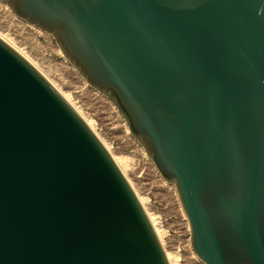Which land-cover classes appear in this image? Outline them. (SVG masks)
Masks as SVG:
<instances>
[{"label":"water","instance_id":"1","mask_svg":"<svg viewBox=\"0 0 264 264\" xmlns=\"http://www.w3.org/2000/svg\"><path fill=\"white\" fill-rule=\"evenodd\" d=\"M1 1L113 102L193 253L264 264V0ZM0 264H170L101 140L1 38Z\"/></svg>","mask_w":264,"mask_h":264},{"label":"rangeland","instance_id":"2","mask_svg":"<svg viewBox=\"0 0 264 264\" xmlns=\"http://www.w3.org/2000/svg\"><path fill=\"white\" fill-rule=\"evenodd\" d=\"M0 36L66 97L110 154L117 158L152 218L172 263L204 264L192 251L188 220L174 185L160 176L113 102L86 82L63 56L50 34L16 16L1 0Z\"/></svg>","mask_w":264,"mask_h":264},{"label":"bare ground","instance_id":"3","mask_svg":"<svg viewBox=\"0 0 264 264\" xmlns=\"http://www.w3.org/2000/svg\"><path fill=\"white\" fill-rule=\"evenodd\" d=\"M0 38L2 39V40H4L5 42H7L3 37H1L0 36ZM8 44H9V42H7ZM10 46H11V44H9ZM16 50V49H15ZM24 57V56H23ZM53 85V84H52ZM54 86V85H53ZM55 87V86H54ZM58 91V90H57ZM59 92V91H58ZM60 93V92H59ZM61 94V93H60ZM62 95V94H61ZM63 96V95H62ZM64 97V96H63ZM65 99H66V97H64ZM67 100V99H66ZM70 104V103H69ZM71 105V104H70ZM72 106V105H71ZM73 107V106H72ZM74 108V107H73ZM80 115V114H79ZM84 120V119H83ZM89 127H90V125L89 124H87ZM91 128V127H90ZM104 145V144H103ZM105 146V145H104ZM106 148V147H105ZM107 149V148H106ZM108 150V149H107ZM110 153V152H109ZM112 156V155H111ZM113 157V159H114V161L116 162V164L119 166V168L121 169V171L123 172V174H124V171H123V169L121 168V165H120V163H119V161L117 160V158H115L114 156H112ZM122 162V161H121ZM139 198V197H138ZM140 200V202H141V204L143 205V201L141 200V199H139ZM148 215V214H147ZM149 217V219L151 220V223H152V225H153V227H154V229H155V231H156V233H157V235H158V237H159V239H160V234H159V232H158V230L156 229V227L154 226V223H153V221H152V218L150 217V216H148ZM161 241V240H160ZM166 256H167V259H168V261H169V263L170 264H173L172 263V259H170V257L166 254Z\"/></svg>","mask_w":264,"mask_h":264}]
</instances>
